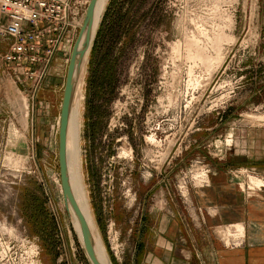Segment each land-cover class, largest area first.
I'll use <instances>...</instances> for the list:
<instances>
[{"label": "rangeland", "instance_id": "rangeland-1", "mask_svg": "<svg viewBox=\"0 0 264 264\" xmlns=\"http://www.w3.org/2000/svg\"><path fill=\"white\" fill-rule=\"evenodd\" d=\"M141 14L139 45L127 51L111 104L99 114L91 110L89 57L77 77L82 184L111 264H126L132 249L126 226L143 184L170 170L167 191L190 205L191 191L210 185L212 169L197 149L181 159L202 144L211 157L223 158L232 146V134L205 129L224 122L220 127L229 131L264 126V102L246 104L232 117L264 88V0H144ZM71 50L56 56L36 90L0 62V264H90L68 219L57 159ZM227 175L246 199L264 189L255 168H230ZM214 234L225 248L244 245L240 223Z\"/></svg>", "mask_w": 264, "mask_h": 264}, {"label": "crops", "instance_id": "crops-1", "mask_svg": "<svg viewBox=\"0 0 264 264\" xmlns=\"http://www.w3.org/2000/svg\"><path fill=\"white\" fill-rule=\"evenodd\" d=\"M263 89L235 108L232 117L239 116L246 104L263 103ZM224 123L205 129L220 128L223 132L220 136L232 134V146L226 149L223 158L211 157L208 146L205 149L202 144L180 161L185 163L197 149V154L212 169L210 185L192 190L190 205L171 198L165 185L172 175L170 170L167 176L151 182L152 185L143 184L137 211L133 210L134 215L126 226L132 245L126 264H264V189L246 199L227 175L230 168L250 167L264 177V126L240 125L229 131L220 127ZM219 143L217 140L216 145ZM234 223L244 227V245L228 249L214 232L220 226Z\"/></svg>", "mask_w": 264, "mask_h": 264}, {"label": "built area", "instance_id": "built-area-1", "mask_svg": "<svg viewBox=\"0 0 264 264\" xmlns=\"http://www.w3.org/2000/svg\"><path fill=\"white\" fill-rule=\"evenodd\" d=\"M88 3L0 0V61L10 68L14 80L30 82L37 89L56 56L69 51L75 23Z\"/></svg>", "mask_w": 264, "mask_h": 264}, {"label": "trees", "instance_id": "trees-1", "mask_svg": "<svg viewBox=\"0 0 264 264\" xmlns=\"http://www.w3.org/2000/svg\"><path fill=\"white\" fill-rule=\"evenodd\" d=\"M143 2L110 0L103 13L90 50L87 76L94 113L99 114L103 106L111 104L118 96L129 60L127 51H133L139 45L137 36L144 17L140 15Z\"/></svg>", "mask_w": 264, "mask_h": 264}, {"label": "bare ground", "instance_id": "bare-ground-1", "mask_svg": "<svg viewBox=\"0 0 264 264\" xmlns=\"http://www.w3.org/2000/svg\"><path fill=\"white\" fill-rule=\"evenodd\" d=\"M107 1L108 0H97L94 8V14L91 25L89 28L86 27L83 30L79 38L78 52L83 51L84 54L82 56L77 57L78 61H77V68L75 73V84H74L71 108L68 117L67 138H66V164H67V175H68V183L70 186V191L80 211L82 212V214L86 219L91 235L94 254L100 264H111V263L107 256L102 240L98 234V231L96 230L95 227L96 224L93 221L94 219H92L91 217L92 215L88 207L89 201H87L88 198H86V193L84 191L85 189L82 184V174H81L82 154L80 153V146H79V137H80L79 123H78L79 113L77 109L76 100H78L77 97L78 98L81 97L80 88H82L81 80L77 81V77H80L85 70V66L88 61L94 36L96 34L99 23L102 19L106 3L109 2ZM84 17H85V13L79 19V21H77V23H79V26L81 28L83 26ZM80 27H76V29L78 28L79 29L78 31H80L81 29ZM77 34L78 35H75L74 40H76L79 37V32ZM73 44L70 46V49L72 48ZM150 140H153V138L151 137ZM64 205L68 214V219L70 220V222L72 223L71 225L73 226L71 227L74 229V233L76 237L78 238L79 242L82 244L80 224L78 218L74 210L72 209L71 205L69 204V202L64 201Z\"/></svg>", "mask_w": 264, "mask_h": 264}, {"label": "water", "instance_id": "water-1", "mask_svg": "<svg viewBox=\"0 0 264 264\" xmlns=\"http://www.w3.org/2000/svg\"><path fill=\"white\" fill-rule=\"evenodd\" d=\"M97 0H90L86 11L85 17L83 21V26L79 31V37L75 40L72 51L69 57L65 83L63 88L62 101L60 105L59 112V124H58V168H59V179H60V188L62 191L63 199L65 202H69L72 209L74 210L79 224H80V233L82 239V247L84 249L87 260L90 264H100L94 254V249L92 245L91 235L88 228V224L82 212L80 211L71 191L68 183V175H67V164H66V138H67V127H68V117L72 103V96L74 91L75 84V73L77 68V57L82 56L84 54L83 51L78 52V43L81 33L86 27H90L94 8Z\"/></svg>", "mask_w": 264, "mask_h": 264}]
</instances>
